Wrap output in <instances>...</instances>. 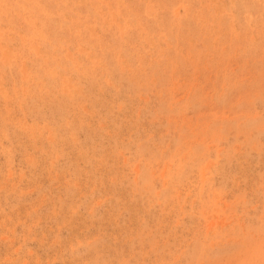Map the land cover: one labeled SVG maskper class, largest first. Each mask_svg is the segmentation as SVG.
Listing matches in <instances>:
<instances>
[{
  "label": "rangeland",
  "instance_id": "374dc122",
  "mask_svg": "<svg viewBox=\"0 0 264 264\" xmlns=\"http://www.w3.org/2000/svg\"><path fill=\"white\" fill-rule=\"evenodd\" d=\"M0 264H264V0H0Z\"/></svg>",
  "mask_w": 264,
  "mask_h": 264
}]
</instances>
